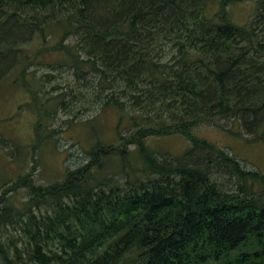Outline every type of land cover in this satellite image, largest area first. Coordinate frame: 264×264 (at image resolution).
Here are the masks:
<instances>
[{"label": "trees", "instance_id": "16d2710c", "mask_svg": "<svg viewBox=\"0 0 264 264\" xmlns=\"http://www.w3.org/2000/svg\"><path fill=\"white\" fill-rule=\"evenodd\" d=\"M8 80L33 153L60 111L68 127L115 108L134 129L60 181H11L28 198L0 195V264H264V173L192 132L264 142V0H0V95ZM173 134L180 156L146 143Z\"/></svg>", "mask_w": 264, "mask_h": 264}, {"label": "rangeland", "instance_id": "374dc122", "mask_svg": "<svg viewBox=\"0 0 264 264\" xmlns=\"http://www.w3.org/2000/svg\"><path fill=\"white\" fill-rule=\"evenodd\" d=\"M251 14V2L232 6V17L237 22H245ZM67 74L65 71L61 76L58 75L56 81L63 82ZM27 100L26 92L12 85L9 80L6 81L0 95V132L10 142L0 146V195L6 189L8 202L16 206H21L28 198L26 189L16 192L8 189L11 181L20 174L30 171L34 166L32 177L35 183L60 181L67 169H73L85 161L86 150L97 143L118 142L120 134L134 129L130 126L127 116L121 117V113L115 108H107L97 115L85 112L76 124L68 127L63 120L67 116L60 111V117L50 121V127L59 129L54 135L56 141L44 139L47 133L44 130L41 134L42 145L36 147V153H33L31 145L34 143L35 115L30 110L19 108V105ZM192 132L224 147L246 166L264 173V142L254 141L248 135L222 131L210 124H201ZM146 143L154 150L161 153L170 152L174 156H180L190 146L185 137L179 134L148 137Z\"/></svg>", "mask_w": 264, "mask_h": 264}]
</instances>
